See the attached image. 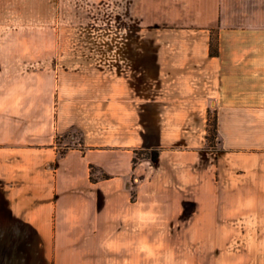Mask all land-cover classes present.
I'll return each instance as SVG.
<instances>
[{"label":"crops","instance_id":"obj_1","mask_svg":"<svg viewBox=\"0 0 264 264\" xmlns=\"http://www.w3.org/2000/svg\"><path fill=\"white\" fill-rule=\"evenodd\" d=\"M0 264H264V0H0Z\"/></svg>","mask_w":264,"mask_h":264},{"label":"trees","instance_id":"obj_2","mask_svg":"<svg viewBox=\"0 0 264 264\" xmlns=\"http://www.w3.org/2000/svg\"><path fill=\"white\" fill-rule=\"evenodd\" d=\"M209 52L211 55H217L218 53V37H217V32L215 30L211 32ZM216 135H217L216 115L215 112L209 111L208 119H207V134H206L208 148H216ZM58 141H60V139H58L57 136V142ZM133 152H134L133 163H136L138 160L142 158H155L158 153V149L136 148L133 150ZM95 171L96 168L94 166H90V173L92 180H95V178L92 176V173ZM100 177L107 178L108 175L105 173H101Z\"/></svg>","mask_w":264,"mask_h":264},{"label":"rangeland","instance_id":"obj_3","mask_svg":"<svg viewBox=\"0 0 264 264\" xmlns=\"http://www.w3.org/2000/svg\"><path fill=\"white\" fill-rule=\"evenodd\" d=\"M79 136L78 132L74 131V132H69L67 134H65L64 136L61 137L60 141L58 142H61L62 139L64 138L65 140L62 142L65 146L67 145H71L72 144V141H71V137H75L77 138ZM76 140V139H75Z\"/></svg>","mask_w":264,"mask_h":264}]
</instances>
